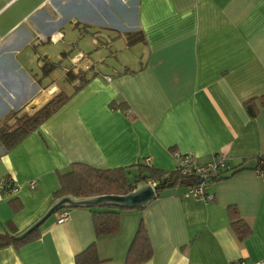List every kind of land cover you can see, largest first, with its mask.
<instances>
[{
    "label": "crops",
    "instance_id": "crops-1",
    "mask_svg": "<svg viewBox=\"0 0 264 264\" xmlns=\"http://www.w3.org/2000/svg\"><path fill=\"white\" fill-rule=\"evenodd\" d=\"M128 34L139 41L128 46ZM77 39L86 47L74 51ZM107 43L109 57L132 48L135 55L93 60ZM45 63L54 68L45 71ZM61 63L88 80L58 89L55 95H70L65 104L0 151V180L18 185L12 194L0 186V232L36 224L74 162L112 169L149 158L174 170L179 151L199 163L223 154L235 171L205 184L211 200L165 188L123 212L112 235L97 237L90 208L68 209L63 222L53 212L39 239L1 246L0 264H75L93 242L106 264H124L141 221L154 251L143 264H264V179L256 169L264 157V0H0V101L8 97L15 111L32 115L55 96L47 80ZM253 99L255 116L245 106ZM114 103H126L135 117ZM231 207L251 228L243 239Z\"/></svg>",
    "mask_w": 264,
    "mask_h": 264
},
{
    "label": "trees",
    "instance_id": "trees-1",
    "mask_svg": "<svg viewBox=\"0 0 264 264\" xmlns=\"http://www.w3.org/2000/svg\"><path fill=\"white\" fill-rule=\"evenodd\" d=\"M127 36L128 46L139 41L133 34H128ZM43 67L45 71L48 72L54 68V65L45 63L43 64ZM67 77L70 78L71 81L75 79H83L82 83L88 80L82 75V73H72L71 70L67 73ZM81 85L82 84L76 87V89L81 87ZM69 98L70 95L67 93L59 92L32 115L26 114L25 116H20L19 123L14 129H1L0 143L3 147L1 151H7L18 144V142H20L26 135L44 123L46 119L56 112L59 107L65 104ZM254 101L255 99L249 100V102L245 104L248 113L251 116H255L258 109L253 105ZM112 106L120 107L121 109L123 108L128 116L131 118L135 117L134 112H132L131 108L126 103L119 105L114 103ZM70 166L71 167L68 171L61 172L59 175L60 187L55 191V199L52 204L57 203L65 196H69L76 202L101 196L126 195L138 190L140 186L152 185V183L154 184L153 187H155V195L153 198L157 197L168 187H185L187 188L186 191L183 192V194H185L190 188L197 186L198 181L200 180L196 175H186L181 173L178 169L162 170L156 168L151 163L146 164L143 161L134 166L114 167L112 169L96 168L82 162H74ZM256 169L264 170V157L260 158ZM229 171L234 172L235 170L231 167L219 175L208 179L207 182H215V180L225 177ZM152 199L147 203L152 201ZM147 203L140 205V207H126L111 201L89 206L65 205L63 208L55 212H61L76 207L90 208L92 210V215L94 216L96 235L97 237H100L103 235L116 234L120 229L122 213L127 212V210L140 209ZM230 209L232 215L231 222L235 234H237L238 238L243 239L251 234V228L238 214L237 209L234 207H231ZM30 227L31 226L27 227L22 232H17L14 228L11 232H0V247L10 244L22 246L28 242L39 239L41 235L40 226L32 230L31 233L26 235V237L20 238V236ZM153 254L154 251L151 238L149 237L147 227L144 225V222L141 221L129 246L128 255L124 264H143L148 261ZM75 264H106V261L100 258L97 252L96 243L93 242L89 247L78 252Z\"/></svg>",
    "mask_w": 264,
    "mask_h": 264
},
{
    "label": "built area",
    "instance_id": "built-area-1",
    "mask_svg": "<svg viewBox=\"0 0 264 264\" xmlns=\"http://www.w3.org/2000/svg\"><path fill=\"white\" fill-rule=\"evenodd\" d=\"M112 77H108L107 80H111ZM175 159L177 161L176 169H178L181 173L186 175H196L200 180L204 179L202 184H197L190 188L184 195L194 196L199 198H205L207 200H211L212 196L206 191L207 180L219 175L220 173L230 169L232 166L229 164L228 158L223 154H217L214 156L213 160L207 163H199L194 159L193 155L190 153L183 154L179 151H175L174 153ZM150 159L143 160L144 163L150 164ZM261 177L264 179V170H258ZM30 187L35 189L37 187L36 179L30 180ZM154 186V184L152 183ZM1 189L4 190L5 194H12V192L16 191L18 185L12 177L3 178L0 180ZM68 212L67 210H63L58 215V222H63L67 218ZM232 264H263V262L257 263H248L246 259H240L232 262Z\"/></svg>",
    "mask_w": 264,
    "mask_h": 264
},
{
    "label": "rangeland",
    "instance_id": "rangeland-1",
    "mask_svg": "<svg viewBox=\"0 0 264 264\" xmlns=\"http://www.w3.org/2000/svg\"><path fill=\"white\" fill-rule=\"evenodd\" d=\"M85 38L86 39H89V35L86 34L85 35ZM99 40L100 41H103L104 39L102 37H100ZM80 42L81 41L78 40V39L74 42V46H73L74 51L77 50L79 47H80V49L86 47V45H85L86 43L85 44H82ZM79 43H80L79 46H75V45H77ZM60 45H62L61 42L58 43V44L52 45L50 47V51L51 52L55 51V49L58 46H60ZM93 47H96V46H93ZM110 48H111V45L109 43H107V47L106 48L104 46H101V45L98 46L97 50H93L92 51V58H93V60L94 59L95 60L96 59L98 60L101 56H103L106 59V61L109 62V63L119 62V60L121 58H124L125 56H128L126 54H129L130 57L132 58V56H134L135 55L134 53L136 52V50L133 49V48L131 50H128V51H121V50H119L118 53H117V55H116V57H109V50H110ZM39 53H42V51L39 50ZM106 55H107V57H106ZM52 57H53L52 58L53 60H55V61L57 60V57L56 56L55 57L52 56ZM133 61H134V64L138 62L137 61V58L136 59H133ZM60 65L56 68V70H54L53 72H51V74H49V79L47 80V87H46L47 88L46 91L48 92L49 96L55 95L56 92L58 91V89H63V90H66V92H70V90L72 88H74V87L70 86V78H68L65 73H66V70L67 69H70V70L76 69L75 68L76 66L75 65L73 66L72 64H68V65H64L63 66L62 63ZM82 80H79V83H81ZM54 85H56V86L58 85V87L55 89L54 88ZM11 90L12 89L8 90V92H7L8 94L7 95L9 96V94H13V96L16 97V94L13 93V90L12 91ZM66 92H63V93H66ZM4 98H5V100L2 99L0 101V114L3 115V117L0 118L1 119V121H0V130L1 129H5V130L14 129L18 125V123H19L20 116H25L26 114L29 115V114L32 113L33 110L32 109H29L27 111L24 110L22 112L21 111L18 112L17 110L15 111L14 110L15 108L14 107H11L10 101L8 100V97H4ZM13 101L14 100L12 99L11 103ZM7 113H8V115H7ZM5 114H6V116H4ZM1 150L2 149H0V151Z\"/></svg>",
    "mask_w": 264,
    "mask_h": 264
},
{
    "label": "water",
    "instance_id": "water-1",
    "mask_svg": "<svg viewBox=\"0 0 264 264\" xmlns=\"http://www.w3.org/2000/svg\"><path fill=\"white\" fill-rule=\"evenodd\" d=\"M204 182V179L199 180L198 184H202ZM155 195V187L153 185H144L140 186L138 190H135L133 192H130L126 195H120V196H101V197H94V198H88L86 200H79V201H73L69 196L63 197L61 200H59L57 203H55L51 209L43 215V217L40 218V220L28 228L25 233H23L20 238L26 237L27 234L31 233L32 230L39 227V225L44 222L47 217H49L53 212L63 208L65 205H97L101 204V202H116L122 206H129V207H140V205H143L147 203L150 199H152Z\"/></svg>",
    "mask_w": 264,
    "mask_h": 264
}]
</instances>
